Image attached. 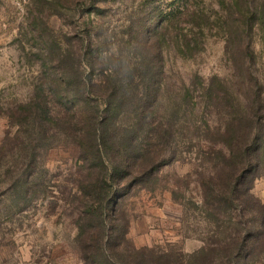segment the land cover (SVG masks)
I'll list each match as a JSON object with an SVG mask.
<instances>
[{"label": "trees", "instance_id": "trees-1", "mask_svg": "<svg viewBox=\"0 0 264 264\" xmlns=\"http://www.w3.org/2000/svg\"><path fill=\"white\" fill-rule=\"evenodd\" d=\"M59 1L66 30L40 54L52 60L40 66L33 96L6 110L17 130L0 146V169L13 162L15 188L28 195L39 179L36 143L70 145L79 167L74 186L61 189V201L74 217L75 241L87 264H192L181 251L133 246L124 209L129 197L157 187L167 159L188 151L200 162L189 173L200 193L192 204L208 226L198 254L206 264L263 262L264 201L253 189L264 177V77L245 63L258 64L254 45L243 51L238 82L194 75L170 96L164 42L186 15L192 28L177 33V49L182 57L195 56L212 28L204 10L178 0L164 13L155 0L158 13L149 25L133 20L119 32L102 18L118 0ZM246 1L258 30L264 12L255 0ZM86 6L94 18L85 19ZM233 43L227 38V49ZM260 45L264 58V39Z\"/></svg>", "mask_w": 264, "mask_h": 264}, {"label": "rangeland", "instance_id": "rangeland-1", "mask_svg": "<svg viewBox=\"0 0 264 264\" xmlns=\"http://www.w3.org/2000/svg\"><path fill=\"white\" fill-rule=\"evenodd\" d=\"M161 1L164 13L178 5H173L178 0ZM246 3V0L188 1L189 7L204 10L212 17V28L205 37L201 36L202 49L190 58L180 56L177 49V33H189L190 20L185 15L179 25L171 28L172 34L164 42L170 96L176 94L182 80L194 75L207 79L220 75L238 82L242 78L240 68H244L246 52L243 51L251 44L258 64L249 63L250 59L245 63L264 77L260 45L264 23L258 30L253 28V17ZM158 4L155 0H118L106 6L102 18L119 32L123 24L133 20L149 25L158 13L155 8ZM255 4L262 14L264 0H255ZM89 7H83L85 19L96 15L88 13ZM63 27L66 30L59 0H0V146L10 132L17 130L11 126L6 110L33 96L34 86L41 77L40 66L45 62L51 64L52 60L40 54L54 46L52 36L61 35ZM179 37L181 40L182 35ZM229 37L234 43L227 49ZM196 88L199 90L200 85ZM196 96L200 104L206 103L197 91ZM192 109L193 103L189 105V115ZM36 147L39 179L34 180L28 195L15 188L13 162L5 161L0 169V264H87L75 241L74 217L61 201V189L72 188L77 177L75 149L61 142L50 147L43 141H38ZM180 154L183 155L178 159H167L153 191L140 190L126 200L124 209L130 220L128 238L137 248L173 249L189 255L192 264H206L207 257L198 253L203 249L202 239L208 226L200 212L194 210L192 202L200 200V193L192 182L195 175L189 177L200 162L193 160L188 151ZM173 182L181 187L175 188ZM253 193L264 201V177L255 179Z\"/></svg>", "mask_w": 264, "mask_h": 264}]
</instances>
